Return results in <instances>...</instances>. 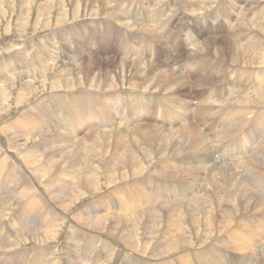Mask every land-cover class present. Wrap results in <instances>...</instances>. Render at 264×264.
<instances>
[{
	"label": "bare ground",
	"instance_id": "6f19581e",
	"mask_svg": "<svg viewBox=\"0 0 264 264\" xmlns=\"http://www.w3.org/2000/svg\"><path fill=\"white\" fill-rule=\"evenodd\" d=\"M27 1L29 0H20V5L24 6ZM30 1L36 5L38 16L47 13L54 3L58 4L56 24L59 26L54 43L58 42L57 38L63 33L72 40L74 38L80 41L78 35H81L80 33L83 32V29L74 28L73 23L83 22L84 20L74 19L73 22L70 21L72 24L67 23L65 9L63 8V4H61L62 0ZM244 1L248 2V0ZM263 1L254 0V4L252 7L249 6V9H254ZM70 2L75 5L76 9L79 8V2H81L84 4L85 10L91 12L94 16L104 15L105 19H109L111 23L118 24V12L113 6L121 3L120 0H70ZM94 3L96 6H92ZM109 5H111L110 7L113 10L107 8ZM238 5V1L232 0V11L240 7ZM117 6L121 7L122 5L118 4ZM24 7L21 8L25 10ZM28 8L30 9V7ZM127 8L130 11L127 18L134 23L131 28L134 32L138 33L141 31L143 34H146L149 30L156 32L154 27L157 25L154 21L158 18L159 14L165 13L164 9L157 12L149 6L145 7V11L134 7ZM76 9L74 10V16ZM26 11L21 13H25ZM146 11L154 14L152 20H144V13ZM242 13L237 11L235 15L237 17L240 15V19L243 20L237 25L244 30L250 31L253 39L242 40L236 38V36L225 37L220 41L206 39L203 43L204 46L202 47L201 43L191 54L194 55L192 66L190 67L188 63L187 69H182L184 71L182 74L184 73L185 76L179 74L175 66L167 69L166 64L163 62H148L147 60V62H143L141 60L136 61V59L132 61L130 57L134 54L128 57L126 55L127 52L122 55L120 60H114L117 64L116 69L120 70V75L117 77H122V72L125 71L130 76V80L127 81L128 87L125 85L127 90L122 88L124 81H121L119 84V87L123 90L121 93L123 99L126 101V108L122 112L123 117L127 119L134 117L136 124L127 126L124 131L117 129L116 126H120V123L112 126L108 122H105L106 120L100 118H95L96 125L103 128L92 132L86 130L89 123L84 117L83 107L85 103H91L92 108L96 110L105 99H109L107 95L110 93H103V90L117 89L119 83L115 81L116 77L111 75L110 70L105 67L100 68L99 61L89 58L88 54L86 55L88 61L81 62L80 56L84 53H79L80 49L91 53L86 43L92 41L93 37L88 35L85 41H80V43L85 44L78 46L75 43L76 48L71 52L72 55L65 54L61 58L63 61L61 63L58 62V53L54 50L55 47L53 49L50 48L54 38L50 40L41 38L36 42H17L7 46L8 51L16 50L15 55H18V57L19 54L23 56L27 55L25 57L27 60H30L29 57H32L37 59L38 63H36L35 67H32L33 65L30 63V66H25L21 63L24 60L22 59L14 71L5 73V76L4 74L1 76L0 72V86L3 84V89H0V99L3 94L7 93L5 92L6 89L13 88L14 78L19 76L27 78L35 70L41 74L47 71V69L56 70L50 82L52 91L48 93L49 98L46 97L44 100H39L38 104L32 108L30 107L28 110L19 111L15 116L16 118L10 117L8 120L2 121L3 124L0 126V151L8 160L6 165L9 169L17 170L22 174L21 182L17 185L18 177L7 176L4 172L3 163L0 162V218L7 217L14 210L13 207L10 208V204L14 201L19 204L18 211H13L9 224L0 229V246L7 247L14 243L12 246L7 247L4 253H0L1 263L11 264L12 255H19L21 251L25 252L30 260L33 257L32 251L34 250L37 262L44 263L46 261L53 264L52 259L55 258H53L55 253H47L43 246L48 245V242L52 239V241H57L54 239L55 237H60L58 231L64 225L67 229H85L91 231L96 234L92 235V238H99L100 236L103 239L111 240L120 246L123 251L143 258L161 260L177 253L176 259L178 264H190L192 261L194 264H213L212 261H215L216 264H227L218 261V251L220 249L209 248L208 244L214 243L213 241L218 238L222 242H230L232 248L239 249L240 251L254 245V249L246 260H241L244 261L243 264H248L249 258L253 256V251L258 245H263L264 243V240L258 242L261 237H264V216L252 215L250 217L246 214V212H249L255 206L261 207L260 204L264 203L258 196L264 195V185L259 183L260 178L264 179V142L257 148L250 146L247 152L238 151V156L240 154L243 155V153L244 155L242 160H236L235 164H233L235 160H233L234 162L232 161V164H226L224 167L223 165L212 164L206 177L207 189L204 195L199 199L193 198L194 201L192 202L188 201L190 195H188V190L195 192L197 186H199L198 183L205 177L202 178V175H204L203 168H200L203 162L201 161L198 166H194L191 169L187 168L184 172H179L178 163H170L169 161L172 156L182 157L181 154L185 152L198 153L206 151L207 137L205 138V131L200 126L204 124L207 117L211 118L213 116L226 121L220 127V133L216 135V137H221V139L219 138V142L227 140L230 135L233 136L235 133H241L244 128L254 123L258 124L261 130L264 131V115L262 113H255L259 109H255L251 115H248L249 108H264V68L262 66L264 65V15L262 19H258L257 17L245 19ZM138 14L143 17L141 19L142 23L144 22L143 30L141 22L136 23L134 20L138 19ZM39 20L37 19V21ZM44 23L46 26L49 25L47 21ZM86 24L92 26L94 23L89 20ZM24 26L25 23L21 22L19 28L25 30ZM123 29L127 30L125 27ZM91 31L98 34L104 32L103 30ZM122 31L120 30L121 33ZM96 33L93 35L94 37L97 36L99 40L100 35ZM134 36V34H126L123 42H127ZM23 44L26 46L22 47ZM59 52H61V49ZM203 52H206V54ZM61 53L63 54V52ZM31 54L32 56H30ZM202 54L214 56L208 62L212 63L210 67L205 62V57H200ZM67 56H69V60ZM215 58L216 60L214 61ZM102 60L105 62L109 61L107 57L101 58ZM11 61L9 60V64ZM77 61L81 63L78 64ZM224 65L226 66L225 68H223ZM212 66H216V72L204 77L206 75L205 72ZM97 67L98 69L95 70ZM231 68L234 71L240 68H244L245 70L246 68H257V71L256 73L249 71L246 75L243 74L245 77V88L242 92L243 95L237 96L239 99L231 96L232 98L225 97L223 102L211 101V96L217 89L216 91H214L215 89L213 91L210 89V92H207L210 85L213 82L221 84L220 80L225 78L226 72ZM240 70L237 72L238 74L242 72ZM103 74L106 76L103 77ZM133 74L140 75L144 81L133 80ZM190 74L193 77V83H191L193 87L198 89V91L207 88L204 92L206 101L200 99L197 112L191 116L192 109H189L188 105L184 106L183 99H180L181 102H178L179 104H175V102L173 104L181 111H178L175 115V118L179 120L177 124L181 125V128H166L160 126L161 124L147 122L146 118H149L148 109L150 106L153 104L158 106L170 104L167 99L156 102L158 99L155 96L153 98L156 100L152 99L150 94L161 92V95L158 96H168V99L169 97L175 99V96H184L185 89L187 85L189 86L187 79L191 77ZM255 74L259 81H252ZM231 76L236 77V73H233ZM30 84L24 81L21 91L15 97L16 103L26 100V95L29 93H23V90L27 89ZM43 86L45 87V85ZM250 87L253 88L252 91L256 92L252 93L250 91L252 93L250 94L248 92L251 89ZM85 91L99 93H86ZM72 92L82 93L61 95V93ZM211 92L213 93L211 94ZM218 92L222 91L218 90ZM148 93L150 94L148 95ZM230 93L235 92L232 91ZM230 93L227 97H229ZM144 100L146 101L144 102ZM56 101L66 108V118L58 112V117L56 118L44 110L47 108L52 112H56ZM129 112L135 115L132 116ZM189 117L191 118L190 122H188ZM118 120H120V114ZM43 124L51 128L53 133H50L51 131L42 132L40 129H37ZM66 125L71 129H66ZM121 128L124 127L121 126ZM82 130L84 131L83 135L79 134ZM8 132L11 134L10 139H7L5 136ZM26 134L28 135L26 136ZM28 140H32L33 142L26 146L25 143ZM14 141H16V144H13ZM45 143L47 146H45ZM179 146L189 151H180L179 149L181 148ZM194 157L197 156L194 155ZM234 157L236 158V156ZM258 159L262 160L259 161ZM208 161V159H205L204 163L206 164ZM218 167L221 168L219 181L218 177H216V169ZM187 179H190V182L185 184L184 180ZM249 180L254 181L256 184L259 183L258 188H255V185L249 186L247 183ZM61 181H63L61 183L64 185L63 187L60 185ZM123 182H125L123 187H117V190L127 197L128 203H133L131 209L126 208L125 204H118L115 201L98 197L105 190L116 187ZM73 185L76 188H73ZM102 187H106V189L104 190ZM35 192L39 193V195H36ZM86 194L92 195L89 201L93 200L90 203V207L86 203L82 207L87 213H91L92 216H71L75 203L82 201L80 198L86 196ZM134 194H137L136 196L138 197L135 200L133 199ZM42 200L53 215L45 210ZM112 211L115 212V215H106ZM101 212H105V214ZM241 215H243L242 219L244 221L237 223L233 227V220ZM33 218L38 219V224H29ZM62 218L64 221H62ZM11 220L16 221L15 226L19 227L18 223L21 225L14 241L11 238L13 233ZM249 228L257 230L256 235L251 240L245 239L244 236V233ZM71 234L72 231L65 236L66 239L62 243L61 248L57 247V251L62 258L60 264L77 263L75 259L76 252L74 250L76 242L71 239ZM224 235H226V239L221 238ZM141 239L145 240L142 241ZM27 240L32 242V246L40 247H35L28 251L20 250L12 252L14 251L12 248H21L18 244ZM159 241H166L165 243L169 247L162 245L158 249L153 250L152 246ZM194 242L199 246H203V249L197 248V251L193 252L194 254L189 258L188 255L182 252ZM220 245H226V243H221ZM91 255V253L76 255V258L81 264H86ZM111 260L112 258L108 260V263ZM258 260L260 264H264V247L261 249ZM25 261L26 258L23 257L21 262L24 263ZM155 264L170 263L167 260Z\"/></svg>",
	"mask_w": 264,
	"mask_h": 264
},
{
	"label": "rangeland",
	"instance_id": "374dc122",
	"mask_svg": "<svg viewBox=\"0 0 264 264\" xmlns=\"http://www.w3.org/2000/svg\"><path fill=\"white\" fill-rule=\"evenodd\" d=\"M58 1H60V0H58ZM62 1H61V4H63L64 7L63 6L62 7L65 9L66 19H67L66 22L67 23L73 22L74 19L84 20L83 22L73 23L74 28L83 29V32L80 33L81 35H78L80 37V41L81 40L85 41V39L88 35L93 37L92 41H90L89 43H86V44H88V46H89L88 48H89V51H91V53H88L87 51L84 52V51H82L84 49H80L79 53H81V52L84 53L80 56L82 59L81 62L88 61V57L86 59V55L88 54L89 58H94L97 61H99L100 65H101L100 68L105 67L106 69L110 70L111 75L116 77L115 81H117V83L119 82L117 89L107 90L110 92L103 90L104 91L103 93H110V94L112 93V94H111V96H110V94L107 95L109 99L108 100L105 99L96 108V110H94L92 108L91 103H85V106L83 107L84 117H85V120L89 123V126L86 130H88L90 132H92L96 129L103 128V127H98L96 125L95 118L96 119L100 118L102 120H106L105 122H108L112 126H115L116 124L120 123V126H116V127H117V129H119L121 131H124L127 126L136 124L134 121V117H129V119L123 117L122 111H124L126 108V105H125L126 101L123 99V96L121 93L123 92L122 88L127 90V87H128L127 81L130 80V76H129V73L127 71H125V72H122L123 73L122 77H117L120 75V70L116 69L117 64L115 63L114 60H117V61H118V59L120 60L122 55L127 52L126 55L128 57L131 56L132 54L135 55V56L133 55L132 57H130L132 61H134L136 59V61L141 60L143 62H147V61L148 62H158V63L163 62L166 64L167 69L175 66L176 71L179 74H182V72H184L182 69H187L186 66H188V63L190 64V67L192 66V61L194 59V55H191V54L194 52L195 48L199 47L201 43H202V47H203L204 46L203 43L206 39H208V40L216 39V40L220 41L225 37L227 38V37H231V36L232 37L236 36V38H239L242 40H252L253 39V35L251 34L250 31L244 30L243 28H241L237 25L239 22L243 21L240 19L241 18L240 15L238 17L235 16L237 11L243 12L242 14L245 17V19H250V18H254V17H257L258 19H262L263 15H264L263 14L264 13V1L261 3L259 2L260 4L256 8L249 9V6H250L249 4L254 0H248V2H245L244 0H242V1L234 0L235 2L238 1V3H239L238 6H240V7L236 8V6H235L236 9L234 8L235 10L232 11V6H231L232 0H190V1L189 0L188 1H185V0H120L121 3H118V4H121L122 5L121 7H118L117 6L118 4L116 6H113L115 8V10L118 12L117 13L118 24L116 25V24L111 23L109 19H105L104 15L103 16L102 15H99V16L95 15L94 16L91 12L86 11L84 8V4L81 2H79L80 3L79 8L76 9L75 5L72 4L70 2V0H62ZM31 2L32 1H30V0L27 1V3H25V5H27V6H25L23 4L25 6L24 7V6L20 5V0H13V2H12V0H11V2H10V0H0V72H1V76L3 74L5 76V73H7V72L14 71L17 68L16 66H18V64L21 62L22 59H24V60H22L21 63L25 66H30L29 65V63H30L33 65L32 67H35L36 63H38V60L34 59L32 57H29L30 60H27L25 58L27 55L23 56L22 54H19V57H18V55H15L16 50L8 51L7 46L9 44L17 43V42L25 43L27 41L36 42L41 38H44V40H50V39L54 38L52 45H50V48L53 49L55 47L54 50L58 53V59H59L58 62L59 63L63 62L61 58L63 56H65V54H68V55L71 54L72 55L71 52L73 50H75L76 44H78V46L85 44V43H80V41H78L74 38H73V40L71 38H68V36L65 35L64 33H63L64 35L62 34L59 38H57L58 42L59 41L60 42L54 43L56 36H57L56 31H57V28L59 26L56 24L58 4L54 3L52 5V7L48 10V12L45 13L47 16L45 14L38 16V13H37L38 11L36 10V5L31 3ZM180 3H182L183 5ZM92 6H96V4L94 3V4H92ZM110 6L111 5L107 6V8L113 10V8ZM147 6H149L150 8H153L154 11H157V12H159L162 9L165 10V13L159 14L158 18L154 21V23H156V25H157L154 27L156 29V32H153L152 30L151 31L149 30V32L147 31L146 34H143L141 31L138 33L134 32V30L131 28V26L134 23L129 21L127 18L129 15L128 13L130 12L127 7H130V8L134 7V8L142 9L145 11L146 10L145 7H147ZM21 7H24L25 10H23V8H21ZM28 7H30V9ZM122 7H124V8H122ZM245 8H246V10H245ZM26 9H27V11H26ZM75 9H76L75 12L77 13V15L75 13V16H74V10ZM96 9H98V8H96ZM125 9H127L128 12H127V10L125 12ZM24 11H26V12L21 13ZM259 11H260V13H259ZM175 14H176V16H175ZM254 14H255V16H253ZM260 14H262V15H260ZM139 15L140 14H138V16H137L138 19H134V20L136 21V23L141 22V28L143 30L144 22L142 23V21H141V19L143 17L141 15L140 16ZM47 17H49V18H47ZM144 17H145V19H144L145 21L152 20L154 18V14L149 12V11H146L144 13ZM22 18H23V20H22ZM41 18H43V19H41ZM37 19L38 20L40 19V20L37 21ZM89 20L94 23L92 26H89L88 24H86V22H88ZM46 21L49 24L47 26L44 23ZM96 21H101V22H96ZM21 22L25 23V26H24L25 30H22V28H19ZM149 24H151V23H149ZM123 27H125L127 30H124ZM91 30H103L104 32L98 34L96 32H92ZM120 30H123L122 33L120 32ZM123 32L126 34H134L135 36L133 38H130L127 42H123L125 39V36H126V34H124ZM95 33L97 35H100L99 40H98L97 36L94 37L93 34H95ZM108 33L110 34V37H109ZM60 38H61V40H59ZM63 40H64V42H63ZM65 40H66V43H65ZM23 46H26V45L23 44L22 47ZM27 49H28V47H27ZM60 49H61V52H63V54L61 52H59ZM34 50H35V47L33 49V53H34ZM203 53L206 54V52H203ZM11 55L13 58L11 57ZM15 56L18 57L19 59L16 58ZM30 56H32V54ZM104 57L108 58L109 63L105 62L104 60L101 61V58H104ZM200 57H205V62L208 63L212 59V57H214V56L211 57L210 55L207 56V55L202 54V56H200ZM67 58L69 60V56H67ZM16 59H17V61H16ZM9 60H12L10 62V64H9ZM215 60H216V58L214 59V61ZM222 60L227 62L224 59H222ZM81 62L77 61L78 64H80ZM174 62H176V63H174ZM211 64L212 63H208L209 67ZM134 65H135V63H134ZM262 66L264 68V65H262ZM225 67L226 66L224 65L223 68H225ZM97 69H98V67L95 70H97ZM221 69H219V71H221ZM240 69H242V68H240ZM243 69L240 70L242 72H240L239 73L240 75H239L237 73L239 71L238 69H236L234 71L233 68H231L230 70H228L226 72L225 78L220 80L221 84H217L216 82H213L210 85L209 91L207 90V88H205V89L200 90L201 91L200 92V91H198V89L193 87L191 84V83H193L192 82L193 77L190 74L191 77L189 79H187L189 86L187 85V87L185 89L184 96H175L176 97L175 99L173 97H169V99H168V96H158V95H161V92H156L155 94L154 93H152V94L148 93V95L150 94V97L152 99H155V98L158 99L156 102H161V101H163L162 99H164V100L167 99L168 102H170V104L167 103L165 106H158L156 104H153L152 106H150L148 109V117L149 118H146V121L151 123V124H159V125L161 124L160 126H162V127L164 126L166 128L171 127L174 129H179L177 127L181 128V125L177 124V123H179L178 122L179 120H177L175 118V115L178 113V111L179 112H181V111L176 107L175 104H179L178 102H181L182 99L184 101V106L188 105L189 109H192L191 113H190V115L192 116L197 112V108H198L200 99L206 101V99H205L206 96L204 94V92L206 90H207V92H210V89H211V91H213L214 89H215L214 91H216V89H217V91H216L217 93L214 92V94L211 96V101H214V102H218V101L223 102V99L225 97L226 98H232L234 96V98H235V97L239 96L240 94L243 95L242 92L245 88V85H244V82H245L244 78L245 77H244V75H246V73H249V71L252 73H256L257 68H246V70L245 69L243 70ZM55 70L54 69L53 70L47 69V71H44L43 74H41L39 71L35 70L27 78H23V76H19L17 78H14L13 85H12L13 88L6 89L5 92H7V93L3 94L1 99H0V110H1L0 111V116H1L0 117V126L3 124L4 121L8 120L10 117H15L19 111L28 110L30 107L32 108L33 106L38 104L39 100H41V99L44 100V99H46V97H48V93H50V91H52V88L50 86V82L52 81ZM214 72H216V66H212L207 72H205L206 75L204 77L209 76V75L213 74ZM233 73H236V77L231 76ZM241 74L243 77L241 76ZM137 75L138 74H135V75L133 74V80L144 81L140 75H138V76ZM182 75L185 76L184 73ZM102 76L104 77L106 75L103 74ZM194 79H197V78H194ZM24 81L31 83L27 89L23 90V93L28 92L29 94L26 95V97H27L26 100H24L21 103H16L15 97H16L17 93L21 91L22 84H24ZM121 81H124V85L122 84V88L119 87L120 86L119 84L121 83ZM252 81H259L256 74L253 76ZM230 82H231V84H230ZM43 85H45V87ZM125 85L127 87H125ZM250 88H249L250 90H248L249 93H250V91L253 90L252 87H250ZM0 89H3V84H2V86H0ZM226 89H228L227 91L229 93L234 91L236 94L230 93L229 97H227L229 93L226 91ZM81 90H83V89H81ZM218 90L222 91V92L219 93ZM85 92L86 93H94V94L99 93V92H91V91H85ZM254 92H256V91H252V93H254ZM80 93H82V92L61 93V95H76V94H80ZM212 93L213 92H211V94ZM252 93H250V94H252ZM217 94H218V96H217ZM23 96H25V94H23ZM154 96H155V98H153ZM213 96H214V98H213ZM215 96H216V98H215ZM159 99H161V100H159ZM236 99H239V98L237 97ZM145 101L146 100H144V102ZM173 102H175V104H173ZM7 104H9V105H7ZM55 107H57L56 112H52L51 110H48L47 108H45L44 110L56 118L58 117L57 112L62 114L66 118V111L67 110L64 107V105H62L56 101ZM236 107H239V106H236ZM257 108L259 110L255 111V113H262L264 115V110H263L264 108H262V107L249 108L248 115H251L253 113V111ZM25 114H26V112H25ZM119 114H120V120H118ZM129 114L132 116L135 115V114H132L130 112H129ZM4 115H6V116H4ZM190 119L191 118L189 117L188 122H190ZM168 120H169V122H168ZM165 121H167V122H165ZM224 121H225L224 119H219V118H216L213 116L211 118L207 117V120L204 122V124L200 126V128L203 131H205V135H206L205 138L207 137L206 138V143H207L206 151L198 152V153L185 152V153L181 154L182 157L181 156H177V157L172 156L171 157L172 159L171 158L169 159L170 163H175V164L178 163L177 165L179 166V168H178L179 172H184L187 168L191 169L194 166H198L201 161L203 162V164L200 165V168H203V174L204 175H202V178L204 176L205 177L200 180V182L198 183L199 186H197V189L195 192L188 190V195L190 194L189 200H188L189 202L194 201V199H199V198H201V196L204 195V192L207 189L206 177L209 174V169H210L209 167L212 164L213 165H223V167H224L226 164H232L233 160H235V162L233 161L234 162L233 164H235L238 160H242V157L244 155V153H243V155L240 154L238 156V151L247 152L250 146L257 148L260 144H262L264 142V131H262L260 126L256 123H254L252 125H248L246 128H244V130L241 133H237V134L235 133L233 136L230 135L227 138V140H225L223 142H219L221 137H216V135L220 133L219 129L222 126V124L224 123ZM166 125H169V126H166ZM121 126H123L124 128H121ZM37 129L38 130L40 129L42 132L51 131L50 133H53V130L51 128L46 127L44 124ZM66 129H71V128H69L66 125ZM261 131H262V134H261ZM83 132L84 131L82 130V131H80L79 134H82ZM17 135H19V134H17ZM27 135L28 134H26V136ZM5 136L7 139L8 138L10 139L11 134L8 132L5 134ZM214 137H215V139H214ZM18 141L21 142L22 140H18ZM32 142H33L32 140H28L26 143H25V141H23V143H25L26 146L30 145ZM13 144H16V141H14ZM233 145H235V146H233ZM40 146H42V145H40ZM45 146H47L46 143H45ZM179 148H181V149H179L180 151L184 150L182 146H179ZM234 150H236V151L234 152ZM10 151H13V150H10ZM184 151H189V150L187 149ZM0 154H1V151H0ZM196 154H198V155H196ZM194 155L197 157H194ZM234 156H236V158ZM183 158H184V160H183ZM205 159L209 160L208 163H206V164L204 163ZM258 160L261 161L262 159H258ZM220 167H218L216 169V173H217L216 177H218L217 178L218 181L220 179V177H219L220 176L219 172L221 170ZM260 181H259V183L261 185L262 184L264 185V179L260 178ZM184 182H185V184H188L190 182V179L184 180ZM61 183H63V181L60 182V185L63 187L64 185H62ZM247 183L249 184V186L255 185V188H258V186H259L258 185L259 183L256 184L252 180H249ZM124 184H125V182L120 183L116 187H113L109 190L108 189L105 190L106 187H102V189H104L105 192L102 193L98 197H102L105 200H109V201H115L118 204H125L126 208L131 209L133 207V203H128L127 197L121 191L117 190V187H123ZM73 188H76V187H74V185H73ZM260 194H261V192H260ZM136 195L137 194L133 195L134 200L136 198H138ZM91 196H92L91 194H86V196L81 197L80 200H82V201H79L80 203L79 202L75 203V206L73 207V209L71 211V216H73V217H76L77 215L92 216L91 213L90 214L87 213L82 207V205L84 203H86L90 207V203L93 200L92 199L91 201H89L91 199ZM258 196L261 198V201L264 202V195L261 194ZM115 197H117V198L115 199ZM42 204L44 205L45 210L48 213H50L51 215H53L49 211V209L45 206V203L43 200H42ZM260 205H261V207L255 206L252 210H250L249 212H246V214L249 215L250 217L252 215H263L264 216V203L260 204ZM12 207L14 208V210H12L11 213L7 217L6 216L1 217L2 220L0 218V229L4 228V226L6 224H9V220L11 219V215H12L13 211H16V212L18 211L19 204H17V202L14 201L12 204H10V208H12ZM101 213L105 214V212H101ZM106 215H115V212L112 211L111 213L106 214ZM243 215H241V216H239L233 220V222H232L233 227L237 223H241L244 221L242 219ZM32 217H34V216H32ZM13 218L16 220V218L14 216H13ZM257 218H259V217H257ZM62 221H64L63 218H62ZM15 223H16V221L11 220V226L13 229V233H12L11 238L13 241L15 240V237L17 236L16 233L20 230L19 227H21V225L19 223H18L19 227L15 226ZM29 224L30 225L38 224V219L33 218L29 222ZM70 231H72V234L70 236L71 239L76 242V244L74 245V250L76 252L75 259L77 260L76 264H81V262L78 261V259L76 258V255H87L89 253H91L92 255H91V258L89 260H87L86 264H155L157 262H164L167 260H169L170 264H178L177 259H176L177 253L173 254V256H169V257H166V258L161 259V260H153L150 258H143V257H140L138 255L132 254L130 252L123 251L120 246H118L116 243H114L111 240L103 239L100 236H99V238H92L91 236L96 235V234H94L91 231H88L85 229H81V230H73L71 228L67 229V227H65L64 225L58 231V235L60 236L59 237L60 239L55 237L54 240H57V241H52L53 240L52 239V240H50V242H48V245L43 246V248L46 249L47 253H49V252L55 253L53 256V258L54 257L55 258L52 259L53 264H60L61 263L62 258L59 255L57 250H58V248H61L62 243L66 239L65 236H67V234ZM256 232H257L256 229L249 228L244 233L245 239L251 240L256 235ZM141 236L143 237L142 234H141ZM221 238L226 239V235L222 236ZM141 240L144 241L145 239H141ZM262 240H264V237H261L258 242H260ZM218 241H220V242H218ZM165 242L166 241L156 242L152 246V249L153 250L158 249L162 245L168 246V244ZM213 242L214 243H210L208 245H209V248L214 247L216 249L221 250V251L220 250L218 251L219 252V259L217 257L218 261H221L220 263L243 264L244 261H241V260L242 259L246 260L248 255L254 249V245H252L253 247L249 246V247H246L243 251H240L239 249L232 248L230 246V242H227V241L222 242V240L219 238ZM221 243H226V245L221 246L220 245ZM195 244H196V246H195ZM12 245H9L7 247H10ZM18 245L21 248H19V249L12 248V250H14V251H12V250L11 251L12 252H17L20 250H27L28 251V250H32L35 247H40V246H32V242L29 240H27L25 242H21V244H18ZM22 246H24V247H22ZM217 246H218V248H217ZM7 247L0 246V253H4L5 252L4 250ZM263 247H264V243H263V245H258V247L253 251V256H251L249 258L248 264H260V261L258 260V256H259L261 249ZM197 248L203 249V246H199V245H197V243L194 242L190 247H187L188 250L186 249L182 253L188 255L190 258L191 255L194 254L193 252L197 251ZM102 251H104V252H102ZM32 255H33L32 259L29 260L28 257L26 256V253L21 251L19 253V255H12L11 264H41V263H43V262H37V260L35 258V251L34 250L32 251ZM23 257L26 258V261L24 263L21 262ZM208 257H209V255H208ZM110 258H112V260L108 263V260ZM222 259H223V261H222ZM227 260H228V262H226ZM212 263L216 264L215 261L214 262L212 261ZM0 264H4V263L0 262ZM43 264H50V263L45 261ZM190 264H194L193 261Z\"/></svg>",
	"mask_w": 264,
	"mask_h": 264
},
{
	"label": "crops",
	"instance_id": "0c3cea01",
	"mask_svg": "<svg viewBox=\"0 0 264 264\" xmlns=\"http://www.w3.org/2000/svg\"><path fill=\"white\" fill-rule=\"evenodd\" d=\"M254 4V1H252L251 3H250V7H252V5ZM258 6V5H257ZM256 6V7H257ZM255 7V8H256ZM252 9V8H251ZM0 162H2L3 163V166H4V172H5V174H7V176H10V175H12V176H17L18 177V183H17V185L21 182V179H22V174L21 173H19L17 170H13V169H9L8 167H7V162H8V160H7V158L3 155V154H0ZM17 187V186H16ZM35 194L36 195H39V193H37V192H35ZM27 197V196H26Z\"/></svg>",
	"mask_w": 264,
	"mask_h": 264
}]
</instances>
